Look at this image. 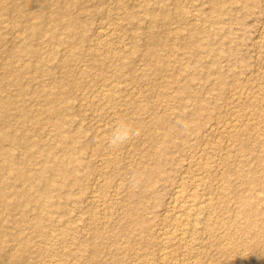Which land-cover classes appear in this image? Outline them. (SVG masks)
<instances>
[{
	"label": "rangeland",
	"instance_id": "1",
	"mask_svg": "<svg viewBox=\"0 0 264 264\" xmlns=\"http://www.w3.org/2000/svg\"><path fill=\"white\" fill-rule=\"evenodd\" d=\"M69 3L0 0V94L16 100L0 130L37 141L36 156L15 147L27 181L0 152V264H264V0ZM28 40L33 54L21 51ZM121 123L139 134L113 147Z\"/></svg>",
	"mask_w": 264,
	"mask_h": 264
},
{
	"label": "bare ground",
	"instance_id": "2",
	"mask_svg": "<svg viewBox=\"0 0 264 264\" xmlns=\"http://www.w3.org/2000/svg\"><path fill=\"white\" fill-rule=\"evenodd\" d=\"M43 1H45V0H43ZM72 1V3H73V0H71ZM121 1V0H120ZM220 1L221 0H215V3H220ZM50 3V2H49ZM72 3H69V4H71L72 5ZM55 4V3H54ZM59 4H60V2H59ZM41 5V4H40ZM69 6V5H68ZM125 7V6H124ZM70 8V7H69ZM68 9V8H67ZM68 11V10H67ZM71 11V10H70ZM52 12H54V11H52ZM61 13V12H60ZM64 13V12H63ZM42 14V13H41ZM56 14V16H57V13H55ZM72 14H73V12H72ZM77 14V13H76ZM35 15H37V12H36V14ZM49 15V14H48ZM79 15V14H78ZM40 16H42V15H40V13H39V15H38V17H40ZM55 16V15H54ZM61 16H64L63 14H61ZM60 16V17H61ZM74 16V15H73ZM34 17V16H33ZM58 17V16H57ZM35 18V17H34ZM33 18V19H34ZM59 18V17H58ZM62 18V17H61ZM47 19V18H46ZM51 19V18H50ZM82 19V18H81ZM101 20V19H100ZM121 20V19H120ZM59 21H61V20H59ZM67 21H69L68 19H67ZM55 22V21H54ZM64 22H65V20H64ZM5 23V22H4ZM3 24V23H2ZM58 23H57V21H56V25H57ZM63 24V23H62ZM66 24V23H65ZM64 24V25H65ZM81 24V20L79 19V16H78V18H77V16L76 17H73L72 19H71V21H69V23H68V26L69 27H73V26H77V27H79L78 25H80ZM198 24V23H197ZM110 25V24H109ZM55 26V25H54ZM66 26V25H65ZM83 26V25H82ZM81 26V27H82ZM104 27V25H101V27ZM106 26H108V25H106ZM105 26V27H106ZM1 27V26H0ZM49 26H47V28H48ZM100 27V28H101ZM104 27V28H105ZM30 28H31V34H36V33H42V31H44V29H45V27H44V24H43V21H38V22H34L33 21V23L31 24V26H30ZM46 28V29H47ZM103 28V31L107 28H105L104 29ZM114 30V29H113ZM46 31V30H45ZM100 33H98V34H101L102 33V29H100V30H98ZM109 31V30H108ZM74 32V31H73ZM105 32H107V30L105 31ZM105 32H103V33H105ZM110 32V31H109ZM44 33V32H43ZM15 34H16V32H15ZM108 34V33H107ZM104 35V34H103ZM194 37V36H193ZM53 38H55V37H53ZM38 47V46H37ZM2 49V48H1ZM21 51L22 52H26V53H30V54H33L34 52H36L37 51V49H36V47L33 45V43H31L29 40L27 41V43L22 47V49H21ZM33 56V55H32ZM126 62V61H125ZM13 65V64H12ZM12 65H10V66H12ZM14 66V65H13ZM9 72H11V73H13V75L15 74L16 76V80L17 81H21L20 79H21V74H22V72H20L19 70H17V69H15V68H12V67H9ZM225 75V74H224ZM222 80V79H221ZM1 82V81H0ZM64 82H66V80L64 81ZM220 81H218V84H220L219 83ZM222 82V81H221ZM2 83V82H1ZM5 83V82H4ZM4 83H2L1 85H0V87L2 86V85H4ZM14 83V82H13ZM223 83V82H222ZM19 84H22L20 87L22 88V89H24V88H26V85L24 84V83H22V82H20ZM67 84V83H66ZM190 84V83H189ZM9 85V84H8ZM60 86V85H59ZM62 86V85H61ZM60 86V87H61ZM65 86V85H64ZM180 87V86H179ZM4 88H6L5 86H3V88H0V89H3L4 90ZM62 88V87H61ZM18 89H20V88H18ZM21 89V90H22ZM29 89V88H28ZM67 89V88H66ZM182 89V88H181ZM184 89V88H183ZM3 90H2V92H3ZM100 90V89H99ZM1 91V90H0ZM18 91H20V90H18ZM65 91V89L62 91L63 93H65L64 92ZM187 91V90H186ZM24 92H26V90H24ZM58 92V91H57ZM59 92H61V91H59ZM68 92V91H67ZM47 93H49V92H47ZM19 94V93H18ZM52 94V93H51ZM51 94H50V96H51ZM54 94V93H53ZM56 94V93H55ZM58 94V93H57ZM62 94V93H61ZM66 94V93H65ZM20 95V94H19ZM183 95V94H182ZM5 96V95H4ZM4 96H2L1 94H0V120H3V118L5 117V115H7V114H3L2 113V111H8V109H10V107H12L13 105H15V103H16V100L14 101V100H12V99H10V98H8V97H4ZM193 96V95H192ZM195 96V95H194ZM12 97V96H11ZM17 97V96H16ZM58 97V96H57ZM63 97H66V96H63ZM186 97V96H185ZM187 97H189V96H187ZM19 98V97H18ZM52 98V97H51ZM54 98V97H53ZM56 98V97H55ZM60 98H61V96H60ZM50 99V98H49ZM200 100H202L201 98H200ZM20 101H22L21 100V98H20ZM25 101V100H24ZM52 101V100H51ZM60 101V100H59ZM184 101H185V99H184ZM203 101V100H202ZM202 101H200V102H202ZM178 102H179V100H178ZM199 102V103H200ZM236 102V101H235ZM61 103V102H60ZM59 103V104H60ZM187 104V103H186ZM202 104V103H201ZM22 105V104H21ZM179 105V104H178ZM177 105V106H178ZM205 105V104H204ZM20 106V105H19ZM23 106V105H22ZM62 106V105H61ZM73 106H75V104L73 105ZM18 107V106H17ZM60 107V106H59ZM59 107H56L55 105H53V106H51L50 107V109H51V112H52V114L53 115H56L58 118H59V120H60V123L59 124H64L65 122H66V120H64V119H66V118H63V116H61V111L60 110H62L61 109V107H60V109H59ZM186 107V106H185ZM4 108V110H2ZM19 108V107H18ZM26 108V107H25ZM14 109V108H13ZM29 109V108H28ZM72 109V108H71ZM2 110V111H1ZM15 110V109H14ZM13 110V111H14ZM22 110V109H21ZM5 111V112H6ZM20 112V108H19V110L17 109V112ZM65 111V110H64ZM67 111V110H66ZM178 112V111H177ZM8 113V112H7ZM21 113V112H20ZM31 114L30 113V111L29 112H27V114ZM179 113V112H178ZM196 113V112H195ZM198 113V112H197ZM39 114V113H38ZM52 114H51V116H52ZM65 114V113H64ZM67 114V113H66ZM9 115H10V113H9ZM9 115H7V116H9ZM11 115H13L12 114V112H11ZM21 117H26V113L24 112V113H21V114H19ZM19 115H18V117H19ZM32 115H34V114H31V116ZM40 115V114H39ZM71 115V114H70ZM169 115V114H168ZM193 115V114H192ZM50 116V115H49ZM56 116H54V117H56ZM65 117H67L66 115H64ZM165 116V115H164ZM195 116V115H194ZM14 117V116H13ZM13 117H12V119H13ZM53 116H52V118H54ZM160 117H162V115L160 116ZM180 117V116H179ZM68 118V117H67ZM159 118V117H158ZM164 118V117H163ZM193 118V117H192ZM8 119H10V118H8ZM22 119V118H21ZM33 119V118H32ZM5 120V119H4ZM4 120L2 121V122H4ZM6 121V120H5ZM15 121V120H14ZM20 121V120H19ZM25 121V120H24ZM28 121H31L29 118H28ZM33 121V120H32ZM36 121V120H35ZM245 121V120H244ZM10 122V121H9ZM16 122V121H15ZM15 122H13V123H15ZM26 122H27V120H26ZM34 122V121H33ZM5 123V122H4ZM7 123V122H6ZM13 123L11 124V125H13ZM18 123V122H17ZM37 123V122H36ZM36 123H35V126H37L36 125ZM8 124H10V123H8ZM8 124H4V125H8ZM40 124V123H39ZM179 124V126L182 124H180V123H178ZM227 124V123H226ZM4 125H1V126H4ZM19 125V124H18ZM33 125H34V123H33ZM109 125V124H108ZM175 125L176 126H178L177 125V123H175ZM225 125V124H224ZM0 126V127H1ZM24 126H26V125H24ZM40 126V125H39ZM38 126V127H39ZM168 126V125H167ZM169 126H170V123H169ZM189 126V125H188ZM27 128L29 127V126H26ZM42 127V126H41ZM93 127V126H92ZM231 127V126H230ZM10 128V127H9ZM8 128V129H9ZM27 128H26V130H27ZM180 128V127H179ZM2 129V128H1ZM3 129H6L5 128V126H4V128ZM11 129H13V127L11 126ZM16 129V128H15ZM14 129V130H15ZM29 129V128H28ZM17 130V129H16ZM181 130H183L182 128H181ZM23 131V130H22ZM24 131H25V129H24ZM33 131V130H32ZM31 131V127H30V132H32ZM156 131V130H155ZM12 131H6V130H0V140H2V139H4L5 141H3V142H6V140H9L14 146H10L8 149H0V152H1V155H3L4 154V159H3V161H2V166L3 167H1V168H4V170H6V172L8 171V175H9V172L10 173H13L14 172V174L15 175H17V177H19L20 179H24V180H26V179H31V177H30V173H29V171H28V169L30 168H25V166L26 165H24V164H21L20 163V161L18 160V158L15 156L16 154H15V147H17L16 145L17 144H21V146L22 145H25V148L27 147V150H25V151H27V153H26V155L27 156H32V155H35L34 153H36L35 151H34V148H35V146L37 147V141H36V143L35 142H32V140H34V138L31 140V138H30V140H27L28 139V137L26 136H18L17 134L15 135V133L16 132H14V134L13 133H11ZM29 132V131H28ZM27 132V133H28ZM29 132V133H30ZM34 132H35V130H34ZM110 132V131H109ZM183 132V131H182ZM23 133V132H22ZM37 133V132H36ZM36 133H34V135L36 134ZM180 133V132H179ZM106 134V133H105ZM188 134V133H187ZM24 135H26L25 133H24ZM29 135V134H28ZM33 134H31L30 136H32ZM39 135V134H38ZM61 135V134H60ZM64 135H65V133H64ZM66 136V135H65ZM72 136V135H71ZM164 136H165V134H164ZM36 137V136H35ZM58 138V137H57ZM56 138V139H57ZM67 138V137H66ZM75 138V137H74ZM35 139H37V138H35ZM42 139H44V138H42ZM64 139V138H63ZM8 141V142H9ZM67 142V141H66ZM72 142H73V140H72ZM1 143V142H0ZM38 143L40 144V142L38 141ZM54 143V142H53ZM4 144V143H3ZM9 144V143H8ZM173 144V143H172ZM171 144V145H172ZM2 145V144H1ZM0 145V146H1ZM41 145V144H40ZM55 145V144H54ZM53 145V146H54ZM66 145H67V143H66ZM68 145H69V142H68ZM162 145H163V143H162ZM205 145V144H204ZM70 146V145H69ZM68 146V147H69ZM20 147V146H19ZM18 147V150L20 149ZM55 147V146H54ZM87 148H88V146H86ZM110 147V146H109ZM167 147V146H166ZM42 149H43V146L41 147ZM70 148V147H69ZM38 149V148H37ZM46 149V148H45ZM50 149H51V147H50ZM49 149V150H50ZM16 150H17V148H16ZM21 150V149H20ZM67 150V149H66ZM24 151V152H25ZM37 151V150H36ZM42 151V150H41ZM46 151H47V149H46ZM75 151V150H74ZM4 152V153H3ZM21 152V151H20ZM38 152V151H37ZM43 152H44V150H43ZM48 152V151H47ZM67 152V151H66ZM41 153V152H40ZM20 154V153H19ZM23 154V153H22ZM53 154H54V152H53ZM66 154V153H65ZM199 154V153H198ZM57 155V154H56ZM200 155V154H199ZM21 156V155H20ZM36 156V155H35ZM38 156V155H37ZM40 157H41V155H39ZM47 156H49V155H47ZM52 156H54V155H52ZM34 157V156H33ZM2 158V157H1ZM35 158V157H34ZM37 158H39V157H37ZM73 158V157H72ZM160 158V157H159ZM239 158V157H238ZM244 158V157H243ZM156 159H158V157L156 158ZM30 160H31V158H30ZM35 160V159H34ZM43 160V159H42ZM83 160V159H82ZM223 161V160H222ZM33 162V161H32ZM39 162V161H38ZM43 162V161H42ZM82 162V161H81ZM25 163V162H24ZM44 163V162H43ZM156 163V162H155ZM27 164V163H26ZM30 164V163H29ZM77 164V163H76ZM107 164V163H106ZM158 164H160V163H158ZM164 164V163H163ZM43 165V164H42ZM59 165V164H58ZM62 165V166H61ZM61 165H59V167L61 168V170L64 172V173H67V170H66V167H65V165H64V163H62ZM206 165V164H205ZM1 166V165H0ZM70 166H71V164H70ZM153 166H154V164H153ZM27 167V166H26ZM75 167V166H74ZM79 167V166H78ZM151 167V166H150ZM244 167V166H243ZM31 168H33V167H31ZM77 168V167H76ZM154 168V167H153ZM153 168H152V170H153ZM157 168H159L158 166H157ZM245 168V167H244ZM71 169V168H70ZM83 169V168H82ZM3 170V171H4ZM34 170V169H33ZM73 170H74V168H73ZM81 170V169H80ZM151 170V169H150ZM242 170V169H241ZM240 170V171H241ZM32 171V170H31ZM49 171V170H48ZM47 171V172H48ZM71 172H73L72 170H71ZM157 172H160V171H156V172H154V173H157ZM243 172V171H242ZM245 172V171H244ZM254 172V171H253ZM150 173H151V171H150ZM161 173V172H160ZM246 173V172H245ZM152 174H153V172H152ZM152 174H149V171H148V175H152ZM260 174V173H259ZM36 175V174H35ZM60 175V174H59ZM153 175H156V174H153ZM191 175V174H190ZM255 175H256V173H255ZM6 175H2V176H0V212L3 210V209H1V207H2V205H4L3 203H5L4 202V198H7L8 197V190H10V189H8V188H10L8 185H7V183L8 182H6L5 181V179H6V177H5ZM10 176V175H9ZM31 176H33V174L31 175ZM248 176H249V174H248ZM252 176H254V175H252ZM263 176V175H262ZM4 177H5V179H4ZM37 177H38V175H37ZM56 177V176H55ZM61 177V176H60ZM66 177V176H65ZM96 177V176H95ZM154 177V176H153ZM202 177V176H201ZM245 177V176H244ZM254 177H256V176H254ZM253 177V178H254ZM261 177V176H260ZM7 178H8V176H7ZM36 178V177H35ZM57 179H59V177L57 178ZM79 179V178H78ZM154 179V178H153ZM245 179V178H244ZM244 179H242V180H244ZM256 179V178H255ZM255 179H253V180H255ZM261 179V178H260ZM44 180H46V179H44ZM61 180V179H60ZM60 180H58V181H60ZM249 180V179H248ZM258 180V179H257ZM27 181V180H26ZM25 181V182H26ZM63 181V180H62ZM245 181V180H244ZM250 181H252V178L250 179ZM5 182H6V184H5ZM36 182V181H35ZM38 182V181H37ZM36 182V183H37ZM43 182V181H42ZM200 182V181H199ZM243 182V181H242ZM246 182V181H245ZM256 182V181H255ZM259 182V181H258ZM12 183V182H11ZM75 183V182H74ZM198 183V182H197ZM202 183V182H201ZM260 183V182H259ZM15 184V183H14ZM14 184H13V187H17L16 185L14 186ZM37 185H38V183H37ZM40 185V184H39ZM41 185H43V184H41ZM60 185V184H59ZM77 185V184H76ZM95 185V184H94ZM46 186V185H45ZM45 186H44V188H45ZM182 186V185H181ZM117 187H118V185H117ZM180 187V186H179ZM196 187V186H195ZM198 187V186H197ZM43 188V189H44ZM143 189H144V187H142ZM182 188V187H181ZM226 188V187H225ZM14 189H16V188H14ZM30 188H28V190H29ZM147 189H148V187H147ZM146 189V190H147ZM197 189V188H196ZM23 190H25V189H23ZM180 190H182V189H179V191ZM195 190V189H194ZM203 190V189H202ZM47 192H48V190L47 191H45V193L47 194ZM94 192H96V191H94ZM145 192H147V191H145ZM154 192V191H153ZM182 192V191H181ZM180 192V193H181ZM141 193V192H140ZM179 193V194H180ZM25 194V193H24ZM35 194H37V193H35ZM152 193H150V195H151ZM179 194H177V195H179ZM189 194V193H188ZM194 194V193H193ZM210 194V193H209ZM31 195V194H30ZM39 195V194H38ZM67 195V194H66ZM91 195V194H90ZM204 195V194H203ZM47 196V195H46ZM51 196V195H50ZM93 196H94V193H93ZM92 196V197H93ZM117 196V195H116ZM147 196H149V195H147ZM192 196V195H191ZM201 196V195H200ZM39 197V196H38ZM91 197V196H90ZM189 197V196H188ZM195 197V196H194ZM193 197V200L187 205V206H183V207H185L184 208V211L183 212H185L183 215V217H185L191 224H192V227L193 226H195V224L193 225V220H195L196 221V219H195V216H196V214H199V213H197V209H199L198 208V203H200V202H197V198H194ZM251 197V196H250ZM36 198H37V196H36ZM40 198V197H39ZM39 198H37V199H39ZM45 198V197H44ZM185 198V197H184ZM240 198V197H239ZM52 199V198H51ZM95 199V198H94ZM241 199V198H240ZM252 199V198H251ZM36 200V199H35ZM45 200H46V198H45ZM178 200V199H177ZM188 200V199H187ZM243 200H244V198H243ZM100 201V200H99ZM242 201V200H241ZM22 202V201H21ZM49 202V201H48ZM93 202V201H92ZM101 202V201H100ZM140 202V201H139ZM16 203V202H15ZM95 203V202H94ZM138 203V202H137ZM185 203V202H184ZM183 203V204H184ZM23 204H25V203H23ZM29 204V203H28ZM27 204V205H28ZM74 204V203H73ZM187 204V203H186ZM185 204V205H186ZM206 204V203H205ZM42 205V204H41ZM44 205H45V203H44ZM47 205V204H46ZM137 205V207L140 209V211H141V206L139 207L138 206V204H136ZM140 205V204H139ZM179 205V204H178ZM201 205V204H200ZM246 205V204H245ZM17 206V205H16ZM15 206V207H16ZM22 206V205H21ZM175 206V205H174ZM242 206V205H241ZM248 206V205H247ZM13 207V206H12ZM182 207V208H183ZM96 208V207H95ZM132 208V207H131ZM136 208V207H135ZM177 208V207H176ZM179 208V207H178ZM242 208V207H241ZM247 208V211L249 210L248 209V207H246L245 206V208H243V210H245ZM250 208V207H249ZM7 209V208H6ZM13 209H15V208H13ZM26 209V208H25ZM133 209V208H132ZM40 210H41V208H40ZM135 210V209H134ZM180 210V209H179ZM182 210V209H181ZM242 210V211H243ZM251 210V209H250ZM253 210H255V208L253 209ZM253 210H252V213H253ZM133 211V210H132ZM136 211H137V208H136ZM139 211V213L141 214V212ZM246 211V210H245ZM244 211V212H245ZM182 212V211H181ZM182 212V213H183ZM129 213V212H128ZM138 212H137V214H139ZM226 213V212H225ZM24 214V213H23ZM132 214H133V212H132ZM134 214H135V212H134ZM179 214H181V213H179ZM246 214H248V213H246ZM245 214V215H246ZM32 215V214H31ZM136 215V214H135ZM209 215V214H208ZM39 216H40V214H39ZM249 216V215H248ZM247 216V217H248ZM251 216L253 217V214H251ZM255 216V215H254ZM40 217H42V216H40ZM40 217H38V218H40ZM136 217V216H135ZM137 217H138V215H137ZM140 217H141V215H140ZM182 217V218H183ZM207 217V216H206ZM46 218H47V215H46ZM133 218V217H132ZM244 218H246V217H244ZM254 218V217H253ZM253 218H250V220H252ZM44 219V218H43ZM135 219H138V218H135ZM40 219H38V221H39ZM144 218H143V221L142 222H144ZM207 220V219H206ZM246 220H247V218H246ZM254 220V219H253ZM37 221V220H36ZM43 221V220H42ZM179 221V220H178ZM255 221V220H254ZM23 222V221H22ZM68 222V221H67ZM187 222V221H186ZM250 222V221H249ZM41 223V222H40ZM137 223H138V221H137ZM140 223V222H139ZM145 223H146V221H145ZM189 223V224H190ZM196 223V222H195ZM248 223V222H247ZM36 224H37V222H36ZM38 224H39V222H38ZM37 224V225H38ZM45 224V223H44ZM144 224V223H143ZM250 224V223H249ZM34 225V224H33ZM42 225V224H41ZM47 225H48V223H47ZM43 226V225H42ZM61 226V225H60ZM208 226V225H207ZM212 226V225H211ZM238 226H240V225H238ZM248 226V225H247ZM250 226H252V224L250 225ZM249 226V227H250ZM37 227V226H36ZM47 227V226H46ZM241 227V226H240ZM248 227V228H249ZM255 227V226H254ZM168 228V227H167ZM166 228V229H167ZM195 228V227H194ZM193 229V228H192ZM1 230V229H0ZM40 230V228H38V231ZM49 230V229H48ZM58 230V229H57ZM160 230V229H159ZM252 230V229H251ZM45 231H47V230H45ZM245 231V230H244ZM247 231V230H246ZM249 231V230H248ZM1 232V231H0ZM44 232V231H43ZM49 232V231H48ZM55 232V231H54ZM251 232V231H250ZM249 232V233H250ZM39 233V232H38ZM47 233V232H46ZM177 233V232H176ZM186 233V232H185ZM167 234V233H166ZM187 234V233H186ZM27 236V235H26ZM187 237V236H186ZM177 238V237H176ZM49 239V238H48ZM23 241V240H22ZM24 241H26L25 240V238H24ZM25 243H27V241L25 242ZM30 244V243H29ZM182 244V243H181ZM17 245V244H16ZM29 246H31V245H29ZM25 248H27V246H25ZM198 248V247H197ZM24 249V248H23ZM29 249H31V248H29ZM65 249V248H64ZM195 249V248H194ZM25 251V250H24ZM27 251V250H26ZM31 251V250H30ZM138 252V251H137ZM23 253V252H22ZM25 253V252H24ZM185 253V252H184ZM4 255V254H3ZM183 255V254H182ZM6 257H7V255H6ZM18 257H20V255L18 256ZM26 257V256H25ZM30 258V257H29ZM3 259V258H2ZM11 259V258H10ZM170 259V258H169ZM162 260V259H161ZM6 261V260H5ZM28 261V260H27ZM5 264V263H4Z\"/></svg>",
	"mask_w": 264,
	"mask_h": 264
},
{
	"label": "clouds",
	"instance_id": "3",
	"mask_svg": "<svg viewBox=\"0 0 264 264\" xmlns=\"http://www.w3.org/2000/svg\"><path fill=\"white\" fill-rule=\"evenodd\" d=\"M138 134V130H134L127 124L121 123L114 129L109 142L113 147H118L131 139L133 135Z\"/></svg>",
	"mask_w": 264,
	"mask_h": 264
}]
</instances>
